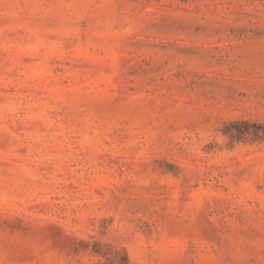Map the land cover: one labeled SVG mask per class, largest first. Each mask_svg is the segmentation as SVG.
I'll return each instance as SVG.
<instances>
[{
    "label": "rangeland",
    "instance_id": "1",
    "mask_svg": "<svg viewBox=\"0 0 264 264\" xmlns=\"http://www.w3.org/2000/svg\"><path fill=\"white\" fill-rule=\"evenodd\" d=\"M0 264H264V0H0Z\"/></svg>",
    "mask_w": 264,
    "mask_h": 264
}]
</instances>
